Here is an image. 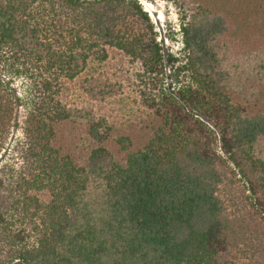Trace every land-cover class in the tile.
Wrapping results in <instances>:
<instances>
[{"label":"trees","instance_id":"16d2710c","mask_svg":"<svg viewBox=\"0 0 264 264\" xmlns=\"http://www.w3.org/2000/svg\"><path fill=\"white\" fill-rule=\"evenodd\" d=\"M164 1L178 56L138 0H0V264H264V64Z\"/></svg>","mask_w":264,"mask_h":264},{"label":"rangeland","instance_id":"374dc122","mask_svg":"<svg viewBox=\"0 0 264 264\" xmlns=\"http://www.w3.org/2000/svg\"><path fill=\"white\" fill-rule=\"evenodd\" d=\"M143 9L148 13L155 32L157 41L160 42L162 53L178 56L182 50L180 32V7L164 0L145 1L138 0ZM198 4L207 6L211 12H218L229 17L234 25L233 43L227 47V56L231 62H238L247 68L244 84L250 77H255L258 68L264 64V0H196ZM234 59V60H233ZM252 74L250 77L249 75ZM256 79V77L254 78ZM253 78L248 80L253 83ZM263 79V78H262ZM25 85L21 80L15 81L13 87L19 96H24ZM255 90L262 98L259 110L264 113V80ZM27 113L23 108H17L11 122L10 134L5 150L0 153V163L8 161V151L14 143L22 137ZM17 125L15 127L14 125Z\"/></svg>","mask_w":264,"mask_h":264}]
</instances>
